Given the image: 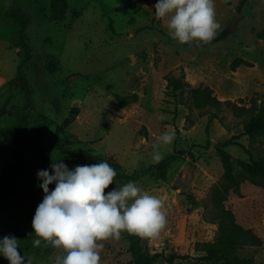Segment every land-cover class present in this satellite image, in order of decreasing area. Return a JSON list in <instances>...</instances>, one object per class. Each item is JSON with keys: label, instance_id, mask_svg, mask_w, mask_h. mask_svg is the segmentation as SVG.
<instances>
[{"label": "rangeland", "instance_id": "rangeland-1", "mask_svg": "<svg viewBox=\"0 0 264 264\" xmlns=\"http://www.w3.org/2000/svg\"><path fill=\"white\" fill-rule=\"evenodd\" d=\"M240 1L214 0L220 25L215 37L225 30L227 35L196 47L178 44L168 35L163 21L155 17L158 0H68L67 16L59 21L50 17L52 0H13L15 9L29 18L27 36L34 53L26 73L35 106L25 110L24 93L13 83L23 56L18 23L7 17V1L0 0V193L18 165L16 137L25 166L19 180L6 187L0 235L16 237L22 257H31L32 264H55L57 256L43 243L33 246L32 221L45 195L37 173L54 174L28 145L36 134L41 150L54 160L79 159L91 150L116 171L146 169L135 180L114 178L105 193L131 181L161 199L167 223L148 240L151 254L204 255L196 245L217 236L219 226L212 218L222 205L264 240V187L246 178L241 166L240 193L230 189L223 202L216 197L218 189L224 190L218 145L234 139L226 148L236 160L264 156V136L252 142L245 134L250 111L227 104L221 109L199 107L189 88L180 93L168 86V77L177 76L194 87L211 86L223 101L258 108L264 103V39L257 35L264 28V0H248L242 10ZM49 55L60 60L56 71L49 70ZM237 57L252 65L233 70ZM131 93L138 94L136 102H118L117 94ZM213 113L219 116L213 118ZM169 126L176 138L164 158L153 162L152 145ZM55 186L49 185V190ZM98 243L104 244L101 264L132 258L126 232L118 240ZM237 255L264 264V241L239 247ZM0 264L9 261L0 255ZM154 264L225 263L197 258L168 263L160 257Z\"/></svg>", "mask_w": 264, "mask_h": 264}, {"label": "clouds", "instance_id": "clouds-1", "mask_svg": "<svg viewBox=\"0 0 264 264\" xmlns=\"http://www.w3.org/2000/svg\"><path fill=\"white\" fill-rule=\"evenodd\" d=\"M154 12L168 35L181 45H207L220 27L215 19L214 0H158ZM160 119L165 117L161 115ZM175 138L176 131L170 126L157 137L152 145L153 162L164 158ZM56 161L50 165L54 174L48 170L37 173L45 195L32 221L33 246L43 243V247L53 248L57 253L55 264H101L104 244L98 241L118 240L122 232L155 238L165 227L163 202L135 182L105 193L117 175L107 161L77 165L71 170ZM53 183L56 186L50 191ZM18 248L16 237L0 239V255L9 264H32L31 257H22Z\"/></svg>", "mask_w": 264, "mask_h": 264}, {"label": "trees", "instance_id": "trees-1", "mask_svg": "<svg viewBox=\"0 0 264 264\" xmlns=\"http://www.w3.org/2000/svg\"><path fill=\"white\" fill-rule=\"evenodd\" d=\"M7 1L6 15L7 17L15 20L18 23L19 43L22 51V59L18 66V72L16 77L13 79V83L16 88L20 89L24 93L25 102L22 108L27 110L34 108V89L30 78L26 73V66L33 57V48L29 44V38L27 36V27L29 24V18L26 14L18 12L15 9L13 0ZM248 0H241L238 6L239 10H242ZM68 0H52L51 2V14L52 20H64L69 11ZM227 35V31L221 32L216 36L211 43L224 39ZM258 37L264 39V28L257 33ZM208 44V45H209ZM60 60L54 55L48 57V67L50 71H56L58 69ZM245 64L247 66L252 65L250 61L243 57H237L231 64L233 70L237 69L240 65ZM168 86L175 92L179 91L183 93L189 88L190 96L196 106L206 107L211 106L221 109L224 104L233 106L236 110H247L250 111L249 119L244 123L245 134L249 136L252 142L261 140L264 136V103L260 107H256L252 104L250 107L240 105L231 100H221L215 93L211 86H198L194 87L192 84L182 77L170 76L168 77ZM118 102L125 106L131 102H136L139 98L137 93L131 94H117ZM264 102V101H263ZM218 113H213L212 117H218ZM234 139H229L225 143L217 146L216 151L221 157L224 167V190H217L216 197L219 202H223L230 189L240 193L241 179L237 172V165L241 166V171L246 178L250 179L253 183L264 187V156L255 158L252 157L250 160L239 159L236 160L233 154L226 148L231 144ZM28 145L36 157L42 161H46L51 165L53 160L50 156L45 154L40 148V136L36 134L29 141ZM16 157L18 165L11 171L7 177L5 183L1 188L0 193V224L2 223L3 216L2 210L5 203V198L8 195L7 186L14 185L21 175L25 171L23 162V156L21 146L18 137L15 138ZM79 159L64 158L57 160L56 162H63L68 168L74 169L77 165H92L98 164L102 160L101 155L94 153V151H87L83 156L78 157ZM146 169H136L132 173H124L116 171L117 175L115 178H123L125 180H135L142 172ZM213 222L218 223V234L214 240L201 241L197 243L196 249L204 251L205 254L201 256H193L190 253L179 254L172 253L170 255L164 252L151 254L149 252L148 240L150 238H141L137 235H130L127 232V236L130 242V252L132 258L128 261H122L119 264H154V261L160 257L164 258L168 263H174L176 260H185L188 258H197L204 260H213L217 263L224 262L225 264H255L252 258L240 259L237 255V249L244 245H261L263 238L255 232L253 228L245 227L236 218L235 212L225 207L224 205L219 207L216 211L215 218H212ZM3 237L0 235V239Z\"/></svg>", "mask_w": 264, "mask_h": 264}, {"label": "water", "instance_id": "water-1", "mask_svg": "<svg viewBox=\"0 0 264 264\" xmlns=\"http://www.w3.org/2000/svg\"><path fill=\"white\" fill-rule=\"evenodd\" d=\"M241 16V13H238L236 18L234 19V24L237 22L238 18Z\"/></svg>", "mask_w": 264, "mask_h": 264}]
</instances>
